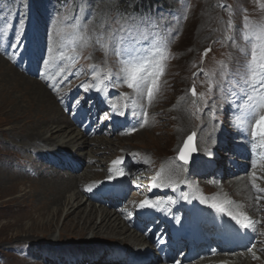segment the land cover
<instances>
[{
    "label": "rangeland",
    "instance_id": "rangeland-1",
    "mask_svg": "<svg viewBox=\"0 0 264 264\" xmlns=\"http://www.w3.org/2000/svg\"><path fill=\"white\" fill-rule=\"evenodd\" d=\"M160 1L171 9L166 11V14H161L160 20L162 24L155 29L138 27L135 33L136 39L138 40L142 39L144 35H148L149 40L159 38L161 40V47L167 48V51L162 53L168 57L161 62L164 67L163 75L159 77L158 88L154 89L153 98L149 100V119L147 125L144 129L135 134L132 133L131 135L117 138L106 137L114 141L115 144L111 145L110 153L105 151V145H102V149L96 153L98 158L100 157V167L94 165L95 175H90L91 172L89 173V177L92 181L98 179L96 175L101 176L99 179L105 177L106 173L104 167L106 163L104 162L107 161L105 156L109 157L110 161H112L116 158L118 159V157L125 158L129 155L137 156L142 163V169L149 166L158 179L161 177V179L166 178L165 181L168 182L173 180L176 181L191 175V173H189L190 165H184L182 163L183 161L179 159V156L181 155V150L184 148L187 137L192 132L198 134V148L196 147L195 151L197 156H200V160L201 156L204 158L213 157L211 154L212 149L216 151L217 148H219V150L220 148H226L225 146L229 143L227 138H233L231 134H228L232 131L233 124L237 120V117H239L235 112L234 106L242 102L243 95L240 93L241 87L247 88L244 84V80L248 77L247 62L250 59L251 52V44L244 39V36L250 34L252 29L264 25V7H262V5H264V0ZM77 2L88 7L89 10L93 12V16L89 19L83 16L77 18V22L82 26L81 37L86 38H81L80 41L81 52L85 53L84 60L87 59L88 62L92 61L91 63H94L99 69L105 71L110 70L112 76L110 79H106L111 82V84L119 85L122 83L123 76L120 60L116 55L112 54L111 51L106 55L104 49L97 43V39L100 38L101 43H104V37H106L107 31L109 29H120L122 27L121 23L127 22L128 17H132L134 12L132 10L134 7L131 5L129 13L123 14V4L120 3V0H77ZM158 7H161V4H159ZM65 10L67 11L68 7H65ZM61 17V13L55 12L50 25L53 28H58ZM245 17H248V29L244 27ZM229 20L232 22V28L228 27ZM0 24H2L0 27V52H4H2V54L0 53L1 57L3 59H8L20 72L28 75L23 69L19 68L14 61L12 50L19 44V41L17 44L14 38L10 41L14 47L9 51L5 48V45H8L7 42L5 43L6 38H9L10 31L14 24L13 19L9 18V14L6 15L5 13H1ZM85 25L86 29L84 27ZM102 33L104 37L101 36ZM117 34L119 35V33ZM228 37H231V39ZM107 42L111 43V41ZM145 43H147V41H145ZM206 49L210 50L207 54H205ZM145 55H147L149 59H158V56L155 54L148 55L146 52ZM222 72H226V76L223 78L221 76ZM37 80L45 86L48 85L52 87L48 84V81L44 82L39 79ZM209 82L213 85L211 94L208 92ZM193 86H195V91L197 93L195 97L192 95L191 91ZM233 91H235L238 96H233L231 94ZM21 92H23L22 89ZM21 92H16V94L18 96H23ZM201 93L204 94L203 99L199 95ZM57 100L58 102L60 101L58 96ZM205 101H207V103H205ZM233 101L236 102L234 103ZM62 114L68 116L65 114L64 110ZM20 121L22 120L19 118L13 119L9 114L0 113V139H2L0 140V154L4 153L7 149L4 148L6 145L3 143V139L9 133L10 127L16 125L17 122ZM208 122H210V124H207ZM74 127L76 126L74 125ZM208 132L209 136H207ZM34 137L35 138L31 140L32 146L30 148L26 150L20 148L16 154L13 150L11 152L8 151V156L11 155L9 159L12 161V167L19 170H27L26 164L22 165L20 157L31 154L32 158H37L38 164L43 162L41 161L42 159L48 158L47 162L49 168H46L45 171L56 173L52 171L51 163L53 157H56L55 154H59L62 148L53 149V147H48L47 149L44 147V154L35 157L38 151L34 149V146L38 144L39 137ZM225 138V143H220V141ZM203 139L204 141H202ZM208 141L212 142L209 146L207 144ZM203 145L208 147H202ZM92 146H94L93 143ZM68 150L74 152L76 156H79L81 151H83L72 147ZM219 150L217 153H222V151ZM87 151H89V149L84 150V152ZM85 158L91 159L89 155ZM98 158H92L91 160L96 159L99 161ZM1 165L2 162L0 159V166ZM170 167H174L176 170H180V172L178 173L176 171L170 173L166 170ZM148 170L144 172L139 170L138 173L145 176L143 174L147 175ZM158 173L159 176L157 175ZM237 177L238 176H234L227 181L224 180L226 183L225 186L228 185L230 188H225L224 185L221 187L209 186L195 178L192 182L202 191L213 190L220 195L233 196L236 202L244 207L250 199L245 196V193H240V191L243 190L238 189ZM144 178H146L145 180L148 182L151 181L148 177ZM252 181L253 178L251 179V182ZM198 183H200L203 188L199 186ZM146 186L145 189H135L134 197L140 196V192H147L149 186ZM251 192L252 190L249 189V193L251 194L249 197H252ZM18 195H21V193L0 190V264H43L42 261L39 260L42 251H38L37 246L35 247L28 242H14L17 238L14 239V231L12 229L16 226L14 223L19 220L17 219L19 214L16 213V210L18 207H21L23 203V200L17 198ZM97 207L99 208L101 206ZM246 208H250V206L246 205ZM259 210H262L260 221L261 231L264 233V206L262 205ZM259 210H254L258 216ZM24 214L25 213H22V215ZM120 219L123 218L120 217ZM123 221L125 220L123 219ZM23 222L31 223L28 219H24ZM55 234L58 237V231H56ZM262 238L264 240V235ZM3 240H13V245L9 242L4 243ZM59 242H57V244H52L57 246L64 244ZM106 242L111 244L115 241L106 238H91V243L96 244V246L102 243H104L103 245H107L105 244ZM1 244H6V246H2ZM122 246L124 245L120 244L119 247ZM129 246L131 247V245ZM133 247L134 246H132V248ZM255 252V258L253 255L250 257L246 256L247 262L256 264L255 262L259 258L261 259L260 264H264V241ZM67 261H69L68 258ZM232 262L233 264H238L236 261ZM239 264H244V262Z\"/></svg>",
    "mask_w": 264,
    "mask_h": 264
},
{
    "label": "bare ground",
    "instance_id": "bare-ground-1",
    "mask_svg": "<svg viewBox=\"0 0 264 264\" xmlns=\"http://www.w3.org/2000/svg\"><path fill=\"white\" fill-rule=\"evenodd\" d=\"M2 52L0 53L2 54ZM21 89L23 92H21ZM19 91L23 96L16 94ZM0 113L9 114L13 119L19 118L22 120L11 126L6 136L3 135L5 136L3 143L6 145L4 148L7 149L0 154L2 162L0 166V190L21 193L17 198L23 200L21 207L16 210V213L19 214V217H17L19 220L14 223L16 226L12 229L14 231V239L17 238L14 242L31 243L33 246L38 247V251L42 252L58 247L62 249L87 250L83 251V254L87 257L85 261H89L88 251H90L89 255L92 253V255L96 254L95 256L99 252H104L103 255L100 254L102 258L100 257L94 264H120L115 261L104 262L103 257L106 256V251H128V249L119 247L120 244L125 247H128V245L134 246L133 248L131 247V249H134L136 245L148 241L141 233L131 231L128 223L120 219L121 215L115 209H108L103 206L98 208L96 203L89 200L82 186L88 181L94 183L97 180L92 181L89 177V173L92 172V168L89 166L83 165L80 172L76 175L70 172H67L69 175H64L57 169L52 170L56 173H50V171H45L47 166L44 164V159L41 160L43 161L42 163L38 164L37 158H32L31 154H26L21 156L20 159L22 160V165L26 164L27 170H19L12 167V161L9 159L11 155L8 156V151L11 152L13 150L16 154L20 148L25 150L30 148L32 146L31 140L35 138L34 136L39 137L38 144L34 146V149L38 151L35 157L44 154V147L47 149L48 147H53V149H69L72 147L83 150L80 153V159L84 160V162L87 155L91 159L98 158L96 153L102 149V145H105V151L110 153L111 145L115 143L104 136L88 138L84 132L74 127L68 116L62 114L63 109L57 100V95L53 94L48 85L45 86L36 78H31L20 72L15 65L11 64L8 59H3L1 55ZM207 124H210V122ZM195 135L197 147L198 134L195 133ZM207 136H209V132ZM92 143L94 146H92ZM207 144L209 146L212 142L208 141ZM208 146L203 145L202 147ZM86 149H89V151L84 152ZM105 157L107 161L104 163L108 165L110 158ZM122 158L118 157V159ZM98 159L96 167L100 164V157ZM192 164L187 163V165ZM166 170L170 173L180 172L174 167ZM96 176L98 180L101 178L100 175ZM159 179L160 181L166 180V178L161 179V177ZM251 179L252 177L245 178V180L240 178L237 182L238 189L243 190L240 193H245L246 195L242 194L249 199V196H251L249 189H252L250 185ZM153 184L156 185L157 183L151 181L148 186ZM225 188L230 187L226 185ZM22 213L25 214L22 215ZM24 219H28L31 223L23 222ZM56 231H58V237L55 234ZM91 238H106L115 242L111 244L106 242L105 244L107 245L98 244L97 246H92L94 244L91 243ZM3 241L13 245V240ZM57 242L64 244L61 246L54 245ZM1 245L6 246V244ZM253 253L256 255L255 251H251L246 256L250 257ZM42 254L40 257H43ZM73 256L78 257L75 252H68V254L59 252L53 255L56 264L59 261L63 263L68 257L71 258ZM219 257L224 259L222 256ZM229 258L231 260L234 258L238 263L253 264L247 262V258L241 254L230 256ZM255 263L260 264L261 259L258 258Z\"/></svg>",
    "mask_w": 264,
    "mask_h": 264
},
{
    "label": "snow or ice",
    "instance_id": "snow-or-ice-1",
    "mask_svg": "<svg viewBox=\"0 0 264 264\" xmlns=\"http://www.w3.org/2000/svg\"><path fill=\"white\" fill-rule=\"evenodd\" d=\"M262 7H264V5H262ZM244 19V27L245 29H248V17H245ZM126 23L128 24L127 27L122 26L118 30L109 29L106 37H104V34L102 33L101 36L104 37L105 42L101 43V39L98 38L97 43L104 49L106 55L111 51L112 54L119 58L122 65V82L134 91H142L146 87L147 97L151 100L154 95V89L158 88L159 77L163 75L164 72V67L161 62L168 57L162 53L166 52L167 48L161 47V40L159 38L149 40V36L144 35L142 39H136L135 33L138 26L135 24V20L132 17H128ZM141 24L147 28L151 24V21L148 18H145L141 21ZM84 27L86 29V25ZM228 27H233L231 20H229ZM117 33H119V35ZM81 38L86 39L85 37ZM228 38L231 39V37ZM244 39L247 42H250L251 52L250 59L247 62L248 77L244 80V84L247 88L241 87L240 93L243 95V99L241 103L236 104L237 110L244 113V115L237 117L236 126L242 127L245 123V117L254 119L255 122L251 125V136L254 140H260L262 142L261 147H264V115H259V112L264 111V25L252 29L250 34L244 36ZM107 41H111V43H108ZM145 41H147V43H145ZM150 45L154 50V54L158 56V59H149L148 56L145 55V53L148 52ZM49 51H51V49ZM208 51L210 50L206 49L205 54H207ZM61 56L63 57L62 53ZM69 59H71L74 64L79 57L76 56ZM47 62L48 61H45V63ZM90 69L92 77L98 79L99 84L104 83V78L110 79L112 76L110 70L105 71L99 69L96 65H91ZM71 74L77 75L78 72ZM221 76L222 78L225 77L226 72H222ZM99 84H84L81 86L84 87L85 90H88L89 87H96L99 91ZM212 88L213 85L209 82V94H211ZM191 91L192 95L195 97L197 95L195 86H193ZM231 94L233 96H238L235 91ZM199 95L203 99L204 94L201 93ZM233 102L235 103L236 101ZM205 103H207V101H205ZM113 108L118 111L120 115L124 114V112L120 111L116 105H113ZM146 115L147 113H145V116ZM192 138V136L188 137L185 147L181 150L180 159L185 163L188 162V156L192 151ZM115 163H119V161H115L114 164ZM255 166V161H253V167ZM157 175L159 176V173ZM253 177L252 188L258 194L256 199L257 202H259V200L264 199V195H260L264 194V188L258 187L255 183V179H259V177H256L255 173H253ZM152 186L155 187L156 185L153 184ZM145 206H149L148 201H143L140 204V207ZM211 206L221 213L226 212V208L218 203H213ZM226 214L235 222V225L239 226L240 229H251L252 231H255L253 225L259 223V221L251 220L244 213L233 214L232 212H227ZM248 251H252V249L249 248ZM253 257L255 258V253H253ZM177 264H179V262H177Z\"/></svg>",
    "mask_w": 264,
    "mask_h": 264
},
{
    "label": "trees",
    "instance_id": "trees-1",
    "mask_svg": "<svg viewBox=\"0 0 264 264\" xmlns=\"http://www.w3.org/2000/svg\"><path fill=\"white\" fill-rule=\"evenodd\" d=\"M123 4V12L130 11L131 5L134 7L135 11L140 13H146L148 10H152L155 6L161 4L162 9L169 10L167 5L160 0H120Z\"/></svg>",
    "mask_w": 264,
    "mask_h": 264
},
{
    "label": "water",
    "instance_id": "water-1",
    "mask_svg": "<svg viewBox=\"0 0 264 264\" xmlns=\"http://www.w3.org/2000/svg\"><path fill=\"white\" fill-rule=\"evenodd\" d=\"M190 136L193 137L192 142H191V149H192V151H194L195 150V135L191 134Z\"/></svg>",
    "mask_w": 264,
    "mask_h": 264
}]
</instances>
